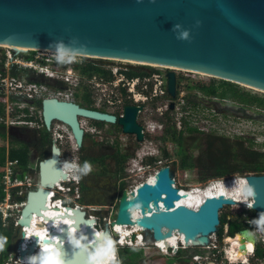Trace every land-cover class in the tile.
Returning <instances> with one entry per match:
<instances>
[{"label":"water","instance_id":"95a60500","mask_svg":"<svg viewBox=\"0 0 264 264\" xmlns=\"http://www.w3.org/2000/svg\"><path fill=\"white\" fill-rule=\"evenodd\" d=\"M0 44L166 68L170 70L167 88L172 98L177 91L173 69L203 73L264 92V0H0ZM174 107L172 102L170 108ZM140 110L126 107L119 123L125 133L143 141V127L137 122ZM43 117L48 130L53 129L54 121L68 125L80 149L85 138L80 117L108 123L118 120L56 98L43 101ZM27 177L25 173L19 180L26 182ZM68 178L61 149L55 144L52 157L40 164V188L27 195L17 224L19 243L15 250L22 260L35 255V261L41 262L45 255L35 254V250L42 244L58 252L60 264H107L112 241L118 239L116 227L134 228L130 234L134 242L128 243L135 244L139 234L143 248H153L176 234L188 248L201 249L205 258L203 245L220 230V210L240 206L224 194L207 196L196 208L180 204L174 170L165 166L147 182L122 192L116 219L106 224L103 232H96V218L89 219L78 208L65 217L70 226L41 242L37 238L23 251L24 229H31L35 219L53 223L45 217L50 191ZM244 181L251 190V194L247 192L249 209L264 218V174L247 175ZM43 227L37 222L36 230Z\"/></svg>","mask_w":264,"mask_h":264},{"label":"rangeland","instance_id":"374dc122","mask_svg":"<svg viewBox=\"0 0 264 264\" xmlns=\"http://www.w3.org/2000/svg\"><path fill=\"white\" fill-rule=\"evenodd\" d=\"M92 60L105 67H128L129 70L130 68L133 69L132 71H128V78L132 77H130V73L139 74L140 80L154 85V90L156 89L157 92L152 93L158 98H163L157 105L147 106V112L150 110H153V112L154 110L158 111V121L152 123L154 128L153 131H150L149 140L146 143L149 146H151L149 143H153V146L148 150V153L154 154V157H151L153 159L151 163L153 164L152 166L149 164L150 168L145 171L143 176L140 178L129 177V173L133 172V169L136 172L140 171L138 168L131 169V166L128 167V162L135 157L134 154L129 155L125 152L128 155L125 158L123 151L117 152L115 148L114 150L111 148L107 149L110 146L106 142L107 138L103 137L102 134V136H97V148H92L90 153H84L83 155L84 160H90L89 166L91 170L84 172L82 179L84 180L86 189L85 191L82 190L81 183L80 201L77 205L89 212L91 217L98 219L97 224L99 225V229H104L103 221L107 218L110 217L111 220L116 219L118 201L121 195V191H118L119 184H121L120 190L122 187H125L124 190L131 189L137 183L147 181L148 175L153 170H158L165 166L172 168L174 170L175 187L186 192L203 189L214 184L225 185L234 183L247 175L264 174V110L261 109V105H257L262 98L264 99V92L237 85L235 88L239 91L240 95H243L244 101L241 100L242 96L234 100L222 99L218 95L206 96L199 90L193 89L189 91L184 87L190 81L193 84L196 82L210 84L212 79L216 81H220V79L207 77L205 74H202L204 75L202 76L196 73L175 71V74L182 79L180 94H178L179 96L176 99L179 107L174 112H170L168 111L170 110L168 106L170 97L166 93V86L159 85V82L164 83V80L156 77L159 75L158 73L169 72L170 70L160 67L143 66L137 63L128 64L111 59ZM84 61L86 64L90 62L89 59H84ZM28 78L40 81L35 77L28 76ZM131 80L132 78L128 79V81L132 82ZM111 81L114 82L112 77ZM162 91H164L165 95L162 94ZM255 98L257 100H254ZM75 99L88 103L87 100L84 98L80 99L79 96ZM2 110L3 114H0V126L4 128V131L0 132V149L6 148L8 150L7 157H9L13 149L21 148V145L15 144L13 139L26 143L30 147L32 161L29 172H22L20 171L21 169L19 170V167L16 168L18 175L28 173L25 182L26 187L21 189L22 193L28 194L40 186V164L47 158L49 149L53 145L49 141L50 139L53 141L54 133H51L47 137L42 133L43 130H38L37 128L12 126L11 121L8 120L6 110L4 108ZM165 113H168V116L162 117L161 115ZM37 116L41 117L40 113ZM32 121L39 126L43 125L41 118H35ZM15 123L19 125L20 121L17 119ZM162 124H164V129L159 130ZM55 125L60 130L57 133L68 132L67 127L61 123L56 122ZM106 128L108 129V127ZM191 128L197 131L192 133L189 131ZM116 130V128H110V134L107 137H110L111 134L113 135ZM58 144L64 149L66 165L69 166L70 170L74 169L75 166L72 164L76 156L79 155V152L74 148L75 144L70 141L69 134ZM127 144L128 147L133 144L132 138H128ZM105 146L106 150L103 152L102 149ZM149 159L146 157L144 164ZM7 164L8 160L6 165L0 163L1 174L5 173L4 165L7 166ZM217 168L220 170L224 169L229 173L216 178L214 177V170ZM2 182L1 184H3ZM4 194L6 197L5 191ZM114 194L115 196L113 197ZM3 199L0 198L1 201ZM256 214L251 210H247L243 205L224 207L220 214V219L222 220L221 231H223L222 234L225 240L222 241V234L220 239L224 244L215 243L217 248L209 251L206 250V256L210 255L211 260H218V258L220 260L222 258L221 264H224L222 262H226V258L224 257L223 249H228L231 245L228 242H231L235 238V236L233 237L234 233H231L233 225L236 223L234 219L236 218L241 222L242 226L240 229L245 227L250 228L251 224H248V221H246V215H248L247 219L251 221L250 223H253V220L257 217ZM228 216L231 217V220H227ZM16 220L17 217L15 215L13 221ZM257 221L260 220L258 219ZM10 223V221H7L8 227H10ZM229 238L231 239L229 240ZM18 239L15 231L12 243L7 245L9 258L4 264L11 259L13 252L16 251L15 249L19 243ZM259 241L256 240V247L260 245ZM174 247L179 248L182 253L184 252L183 249L186 250L188 248L179 247L178 245ZM139 249L142 250L138 264H178V260L176 263L175 259L163 257L156 248ZM119 250V255L121 254L124 259H132L133 255H131L128 249ZM203 250L205 251V249ZM196 251L199 253L200 249ZM212 254H215L216 258ZM216 260L212 261L218 264ZM251 262L250 264H252Z\"/></svg>","mask_w":264,"mask_h":264},{"label":"built area","instance_id":"2783aa9c","mask_svg":"<svg viewBox=\"0 0 264 264\" xmlns=\"http://www.w3.org/2000/svg\"><path fill=\"white\" fill-rule=\"evenodd\" d=\"M84 59L90 58L58 51L38 49L20 50L11 46H0V108L3 107L6 110L8 120L11 121L12 126H28L32 129L37 128L38 130H43L46 127L43 117V101L49 98L77 103L78 101L75 98L79 94L90 95L92 93L95 95L94 97L96 100H105L108 102V99L120 94V88L123 86H128L133 93H135L137 87H140L142 91L148 89V84L140 80L141 78L139 76H130L132 82L128 81V79H131L128 78V71H130L128 67L112 68L104 66V71L102 73H97L93 70L85 73L84 68L87 67V64ZM28 76L38 78L40 81L29 79ZM111 77L114 79V82L111 81ZM156 77L162 79L159 75ZM179 79H177V89L180 92L181 87L179 85H181L182 79L180 77ZM159 85L162 86L163 83L159 82ZM187 86L188 85L184 87L186 90ZM154 92L156 93L157 90L155 89ZM137 93L138 94L135 95L136 100L140 98H157L152 92H149L147 96H141V92ZM162 94H164V91H162ZM38 113H40L41 117L37 116ZM35 118H41L43 120V125L39 126L35 124L32 121V119ZM17 119L20 121L19 125L15 123ZM56 122L67 127L63 122L54 121L52 130L55 140L56 137H59V142H62L65 136L67 137L69 134L70 141L74 144V137L70 131L62 134L57 133L60 130L57 129V125H55ZM78 159L79 157L76 156L72 164L75 167L71 170L69 166L66 165L65 159L62 162V167L69 176L68 182H62L57 188L50 191L51 195L47 205L49 212L59 207L68 209L69 211L74 208L82 209V207L77 205L80 199V171L82 169ZM18 165L19 162L9 161L7 166H5L4 184L6 186L5 193L7 196L3 201L0 200V218H2L4 222L13 221L16 215L17 220L14 221L15 228H17L18 221L21 218V216L18 217L17 215L25 206V203L22 202L25 193L19 192L15 194L14 190L26 187L25 183H21L18 180V174L16 173ZM247 199L249 200L248 197ZM221 212L222 209L219 212V219ZM88 218L93 219L91 216ZM38 220L43 221L42 219ZM96 220L98 222V219ZM227 220H231V217L228 216ZM111 221L110 217L103 221L104 228L105 225L109 224ZM254 222L253 220V223ZM221 226L222 220L220 219V232L218 235L222 234ZM95 230L97 233L104 231V229H99L97 223L95 225ZM133 230L134 228H131L128 232H132ZM114 242L115 240H113L111 244L112 249L114 248ZM26 243L27 240L22 244L23 251L27 250ZM260 243L264 248V242ZM120 246V248H124L122 245ZM132 247L142 248V245L128 243L126 249ZM155 247L158 249L157 245ZM158 250H160L162 256L168 255L166 252L162 251L161 248ZM35 254H38V249L35 250ZM250 257H254V251L251 253ZM190 260L191 262L205 264V258L200 255H194ZM27 261L28 257L22 260L19 257V251H16L14 260L10 259L6 264H23ZM116 262L119 263V260L114 259L112 264H116ZM236 264H248V259H246L245 262L242 261ZM261 264H264V261Z\"/></svg>","mask_w":264,"mask_h":264},{"label":"flooded vegetation","instance_id":"af4514ba","mask_svg":"<svg viewBox=\"0 0 264 264\" xmlns=\"http://www.w3.org/2000/svg\"><path fill=\"white\" fill-rule=\"evenodd\" d=\"M132 70L133 69L130 68V71H132ZM165 70H167V69H165ZM158 74L164 80V83H163L162 86H166V89H165L166 93L172 99V100L168 101L169 102V105H168L169 108H170V105H171L172 102L175 105L174 109L170 108V110H168V111L174 112L179 107V103L176 102V99H177V96H179L178 94H180V92L177 89L175 98H172L169 95L168 88H167V74H168V71H166L164 73H158ZM138 76H140V75H138ZM176 76H177V74H176ZM177 79H179V77ZM179 82H180V79H179ZM147 84H148V89L147 90L142 91L140 89V87H137L135 89V93H133V91H130L128 86H123L122 88H120V94L118 96H113V97L110 98V95H109L110 99H108V102H106L105 100H100V101L98 99L96 100L95 97H94L95 95L92 94V93L90 95H86V94L85 95H83V94H79L78 95L80 97V99L84 98L85 100L88 101V103H84L82 101H78L77 104H79L81 107L86 108V109H90V110L99 111V112H102V113H107V114H110V115H114L118 119L116 123H108V122H104V121H97V120H93V119H89V118H85V117H80V122H81L82 128L85 130L84 144H83L81 149L79 148V145L77 144V142L74 139V144H75L74 148L79 152V155H78L79 159L78 160H79V163H80L81 168H82L81 171H80V175H81L80 188H81V183H83L82 182V180H83L82 178H83V175H84V172H85V162H84L83 155H84V153H87V154L90 153L92 148L93 149L97 148V145H96L97 136L101 135V134L103 135V137L107 138L106 142L110 146V147H107V149L111 148L112 150H114V148H115V150L117 152L118 151H123V156L125 158L128 157L127 154H129V155L130 154H134L135 157L132 158L128 162V167L131 166V169L138 168V169H140V171L136 172V171H134V169H133V172L129 171L130 172L129 173V177L140 178L141 176H143L145 174V171L150 168L149 164L152 166L153 163H151V162H152L153 159L151 158L152 157L151 153H148V150H150V147L153 146L152 145L153 143H149L151 146L147 145L146 143H148V140H149L148 136H149L150 131H153V128H154L152 123H154V121H158V118H157L158 117V114H157L158 111L154 110V112H153V110H150V111L147 112V106H150V105H153V104L157 105L158 103H160V101L163 98H160V97L159 98L158 97L157 98H151V99L140 98L139 100H136L135 95L138 94L137 92H141V96H144V95L147 96L149 92H154V85L152 83H147ZM177 87H178V84H177ZM164 95H165V93H164ZM86 96L89 97V100L86 98ZM128 106H137V107H141L142 108V110H140L138 112L137 122H138L139 125H141L143 127V135H144L143 141H139L135 134H127V133H125L122 125L119 123L120 118L124 117L125 109ZM161 116L162 117H166V116H168V113L162 114ZM161 126L162 127L159 128V130L164 129V124H162ZM106 127H108V129ZM110 128H116L117 130L113 133V135L111 134L110 137H107V135L110 134V132H109ZM67 129H68V131H70L72 133V131H71V129H70V127L68 125H67ZM50 131H51V133H53V130H50ZM116 138H118V139L115 140ZM128 138H132V140H133V144L129 145V147H128V144H127ZM56 140L53 137V145L50 147L49 152H48V156H47V158L45 160H47V159L52 157L53 147L56 144L61 149L62 162H63L64 159H65L64 149L60 146V144H58L59 143V137H56ZM113 140H115V141H113ZM139 146H141V147H139ZM127 149H129V150H127ZM105 150H106V146L103 147L102 151L105 152ZM125 152L127 154H125ZM146 157H148L150 159L147 161L146 164H144V161H145ZM116 158H117V156H116ZM142 170H143V172L141 173ZM155 171L156 170H153L152 173L148 175L147 181L152 177V174ZM147 181H145V182H147ZM142 182H140V183H142ZM140 183H137L136 186L132 187L129 190H133ZM120 185L121 184H119V187H118L119 190L118 191H121V194H122V192L124 191L125 187H122V189L120 190ZM38 188L39 187L35 188V190L38 189ZM110 195H112V194H110ZM114 196H115V194L113 195V197ZM120 197H121V195H120ZM120 197H119V200H120ZM23 202L26 204L25 201H23ZM118 204H119V201H118ZM22 210H20V213L17 215L18 217L21 216ZM82 210L84 212H86L88 217L90 216L89 212L85 211L83 208H82ZM117 210H118V206H117ZM256 215H257V217L259 216V218H258L259 220H263V219H261V218H263V216L261 214L257 213ZM257 217H256V219H254V221L258 220ZM247 218H248V215H246V221L250 222V220H248ZM10 222H14V221H10ZM257 222H259V221H257ZM250 231L254 234L255 238L256 237L257 238L261 237L260 234L255 231V228H254V230L251 228ZM234 235L235 234H233V236ZM229 243H230V241L228 242V244ZM120 249H123V248H120ZM197 249H199V248L186 249V250H184L183 253L181 252V250H179L180 255H183L182 256L183 258H181V257H177V258L185 259V261H182V262L178 261V264H192V263H194V262H191V260H190V258L192 256H194V255L202 256V250L200 249V252L197 253V251L195 252V250H197ZM158 251L161 254L160 250H158ZM206 254L207 253H206V249H205L204 256H206ZM163 257L170 258V259H175L176 263H177V258L174 255L173 256H171V255L169 256V254H168L167 256H163ZM170 264H173V263H170Z\"/></svg>","mask_w":264,"mask_h":264},{"label":"bare ground","instance_id":"6f19581e","mask_svg":"<svg viewBox=\"0 0 264 264\" xmlns=\"http://www.w3.org/2000/svg\"><path fill=\"white\" fill-rule=\"evenodd\" d=\"M0 46H10V45H6V44H0ZM14 48L20 49V50H29L30 48L25 47V46H14ZM96 59H103V60H114V61H122V62H126V63H134L136 64V62H130L128 60H121V59H116L113 57H97V56H93ZM138 64V63H137ZM174 71H184V72H189V71H185V70H179V69H173ZM191 73H196L199 75H202L203 73H197V72H191ZM206 75V74H205ZM204 76V75H202ZM207 77L209 75H206ZM211 77V76H209ZM156 173V172H155ZM154 173V174H155ZM153 174V175H154ZM152 175V176H153ZM152 178V177H151ZM242 178V177H241ZM235 181V180H234ZM247 186L246 183L243 179H240L239 181H235L234 183H229V184H225V185H221V184H217V185H209L207 187H204L203 189H196V190H192V191H183L180 190V194L182 199L180 200V204H185L188 207L191 208H196L205 197L207 196H216L218 194H224L226 197H230L233 198L234 200L238 201V203H240V205H243L246 209L250 210L248 207V203L250 202L247 197ZM71 215L72 213L68 210V209H64L62 207L59 208H55L53 211H47V213H45V217L53 219V223L49 224V223H45L44 221L35 219V223H33V228L32 229H26L24 230L25 232V238H24V242L27 240V247L26 249H28L29 245H31L34 242H37V238L40 240H44L47 238H50V234L51 233H56V232H60L61 228H63L64 226H70V221L66 220L65 217L66 215ZM134 217H138V214H136L135 212L133 213ZM263 220H260L259 222H256V225H254L255 231L257 233L260 234V240L261 242H264V218H261ZM37 222H42L44 224V227L42 230L38 231L36 230V223ZM131 228L130 227H116L114 228L115 232L118 234V239L117 241H115L113 243L114 248L112 251V256L109 259V261L107 262V264H112L114 259H118V254H117V250L120 249V245H122L124 247V245L126 243H128L129 241L131 243H133L134 241H132L130 239V234L133 232H128ZM250 230V229H249ZM73 235H77L74 231H72ZM99 234V233H98ZM216 235V236H215ZM138 238H136L137 240H135V245H142L143 244V240L140 239V235H137ZM136 236V237H137ZM220 239V237H218L217 234H212V236L210 237L209 243L203 245V249H206L207 251L211 250V249H215L217 248V245L215 243H218L220 245L224 244L222 243V241H224L225 239L222 238L217 242L215 241V239ZM53 241H57L56 238H53ZM142 241V243L140 242ZM23 242V243H24ZM230 247L227 249H223L224 252V257L226 258V263L227 264H236L238 262H245L246 259L250 256V254L253 251L254 245H255V236L254 234L250 231V232H243L242 230L239 231L235 238H233L230 242ZM159 248L163 249H167V248H171L174 247L175 245L181 246V247H187V245L182 241V238L178 237L176 234L172 236V238L168 239V240H163L161 242H158L156 244ZM51 252H56L53 248H44L42 247V244H40V246L38 247V253L39 255L43 256V255H47L48 253ZM214 256V258H216L215 254H212ZM209 257V258H208ZM213 261L216 259H212ZM211 260V256H205V264H216ZM33 261L35 262V264H40V262H36L35 261V256H31L28 257V261L24 262L23 264H33ZM118 262H116L117 264ZM99 264H102L101 262H99Z\"/></svg>","mask_w":264,"mask_h":264},{"label":"trees","instance_id":"16d2710c","mask_svg":"<svg viewBox=\"0 0 264 264\" xmlns=\"http://www.w3.org/2000/svg\"><path fill=\"white\" fill-rule=\"evenodd\" d=\"M89 61L90 62L87 63V67L84 68L85 73L89 72L90 70H93L97 73H102L104 71L103 70L104 66L96 63V61H94L92 59H89ZM129 75L130 76H136L139 74L131 73ZM196 83L193 84L191 82L190 84H188L187 89L189 91H191L193 89L199 90L200 92L204 93L206 96H211V95L217 96L218 95L222 99L226 98V99L234 100V99H239L242 96L241 100H243V101L245 100L243 95H240L239 91L235 88V86H237V84H234V83H231L228 81H224L221 79H220V81H216L215 79L214 80L212 79L210 84H203L200 82H198L197 84ZM204 83H206V82H204ZM86 98L89 100L88 96H86ZM170 100H172V99L170 98ZM254 100H257V99L255 98ZM41 105H42V103H41ZM257 105H261L260 106L261 109L264 110V99L262 98V100H260L259 103H257ZM2 109H3V107L0 108V114H3ZM2 131H4V128L0 126V132H2ZM189 131L192 133H195L197 130L191 128ZM42 133H44V135L48 137V135L51 134V131L48 130L47 127H45L43 129ZM13 142L15 144H20L21 148L13 149V151L10 153L9 157H7L8 150L6 148L0 149V153H1L0 163L6 165L7 160H12L14 162L18 161L19 162V170L21 169L20 171H22V172H29L30 163L32 161L29 145L26 143L18 142L15 139H13ZM49 143L53 144V141L50 139ZM84 162H85V164H88V165L90 164L89 159H87V160L85 159ZM5 165H4V167H5ZM227 173H229V172L225 171L224 169L220 170L219 168H217L214 170V177L218 178L221 175H225ZM4 175H5V173H3V174L0 173V198L1 199L5 198V194H4L5 186L1 184V182L4 179ZM82 182H83L82 183V190L85 191L86 186L84 185V180ZM22 201H25V200H22ZM234 221L236 223L233 225V231L231 232L232 234L235 233L236 231H238L242 226L241 222L238 219H234ZM6 223L7 222H4L2 220V218H0V241H3L2 249H0V264H4V262L9 258L8 257L9 252L7 251V245L9 243L10 244L12 243V238H13V235L15 233V222H11L10 227H8ZM220 236L221 235H218V237H220ZM172 248L174 249L176 247H171V248H167V249H163V250H164V252H166L169 255H173L174 253H176V255H178L180 253L179 248H176L175 252L172 250ZM127 249L131 252V255H133L132 259L131 258L124 259L121 256V254L119 255V252H120V250H119L118 251L119 264H138V260L141 257V250L142 249H139L137 247L127 248ZM179 257L183 258L182 255H180ZM255 257L256 258H263L264 257V252L262 250V247H259V246L256 247ZM177 260L179 262L185 261V259H180V258H177Z\"/></svg>","mask_w":264,"mask_h":264},{"label":"clouds","instance_id":"9594fccd","mask_svg":"<svg viewBox=\"0 0 264 264\" xmlns=\"http://www.w3.org/2000/svg\"><path fill=\"white\" fill-rule=\"evenodd\" d=\"M186 35V34H185ZM91 59V58H90ZM164 69H166V68H164ZM168 70V69H167ZM212 78V77H211ZM240 86V85H239ZM243 87V86H242ZM246 88V87H245ZM249 89V88H248ZM252 90V89H251ZM256 91V90H255ZM151 156L153 157L154 156V154L153 153H151ZM14 162V161H12V160H8V162ZM15 162H18V161H15ZM18 167H19V165H18ZM5 168V167H4ZM91 169H90V166L88 165V164H85V171L87 172V171H90ZM157 171V170H156ZM155 171V172H156ZM154 172V173H155ZM153 173V174H154ZM152 174V175H153ZM21 175H23V174H19L18 175V180H19V176H21ZM19 182H21L20 180H19ZM3 184H4V179H3V182H2ZM21 183H25V182H21ZM2 184V185H3ZM215 185V184H214ZM4 186H5V184H4ZM21 189L22 188H19V189H16V190H14V193L16 194V193H19V192H22L21 191ZM5 190H6V186H5ZM4 190V191H5ZM37 190V189H36ZM33 191H35V190H33ZM247 192H248V194H251V190L250 189H247L246 190ZM32 192V191H31ZM29 194V193H28ZM28 194H25V196H24V200H25V202H26V199H27V195ZM7 196V195H6ZM6 198V197H5ZM4 198V199H5ZM3 199V200H4ZM2 200V201H3ZM23 202V201H22ZM26 205V204H25ZM25 207V206H24ZM75 209V208H74ZM74 209H71V210H74ZM80 209V208H79ZM70 210V211H71ZM82 210V209H81ZM257 220H255V222H256ZM255 222L254 223H248V224H251V227H252V229L254 230V225H255ZM251 227L250 228H248V227H245V228H243V229H239L238 231H236L234 234L236 235L239 231H243V230H245V229H251ZM221 230H222V226H221ZM15 231H16V228H15ZM219 232H220V230H219ZM219 232H218V234H219ZM223 232V231H222ZM234 235V236H235ZM222 238H224V235L222 234ZM233 236V237H234ZM221 238V239H222ZM229 239H231V238H229ZM256 240H258L259 241V238H255V243H256ZM261 242V240L259 241V243ZM2 246H3V241H0V249H2ZM156 246V244L153 246V248H156L155 247ZM260 247H262V250H263V252H264V248H263V246L261 245V243H260V245H259ZM138 248V247H137ZM143 248V247H142ZM38 249V248H37ZM125 249V248H124ZM144 249V248H143ZM157 249V248H156ZM158 249H160L159 247H158ZM190 249V248H189ZM255 249H256V245H254V248H253V251H254V257L253 258H251L250 256L247 258L248 260H252V264H258V262H257V259L258 260H261V263L264 261V257L263 258H256L255 257ZM180 250V249H179ZM162 251H164V250H162ZM252 251V252H253ZM16 252V251H15ZM203 253V252H202ZM39 254V253H38ZM57 253H55V252H51V253H48L47 255H45L43 258H42V260H41V262H40V264H60V261L57 259ZM176 255V254H175ZM251 255V254H250ZM180 256V255H179ZM178 255H176L175 257L177 258V257H179ZM183 256V255H182ZM203 256V255H202ZM254 259H256V261H254ZM118 260H119V258H118ZM221 260H222V258L219 260V258H218V260H216V262H218V264H221ZM222 263H226V262H222ZM260 263V264H261ZM33 264H35V262L33 261ZM97 264H99V261H97ZM248 264H250V262L248 261Z\"/></svg>","mask_w":264,"mask_h":264},{"label":"crops","instance_id":"0c3cea01","mask_svg":"<svg viewBox=\"0 0 264 264\" xmlns=\"http://www.w3.org/2000/svg\"><path fill=\"white\" fill-rule=\"evenodd\" d=\"M249 262H251V260H248ZM254 261H256V259H254ZM257 262H258V264H260L261 263V260H258L257 259Z\"/></svg>","mask_w":264,"mask_h":264}]
</instances>
